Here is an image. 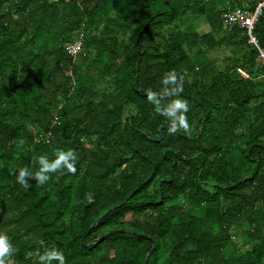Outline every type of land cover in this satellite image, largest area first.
Listing matches in <instances>:
<instances>
[{
	"label": "trees",
	"instance_id": "16d2710c",
	"mask_svg": "<svg viewBox=\"0 0 264 264\" xmlns=\"http://www.w3.org/2000/svg\"><path fill=\"white\" fill-rule=\"evenodd\" d=\"M222 1L255 8L0 0V233L14 264H49L37 253L53 248L65 264H264V60L223 27ZM255 34L264 51V13ZM177 99L190 131L170 134L156 102ZM57 150L75 152V174L17 182Z\"/></svg>",
	"mask_w": 264,
	"mask_h": 264
},
{
	"label": "clouds",
	"instance_id": "9594fccd",
	"mask_svg": "<svg viewBox=\"0 0 264 264\" xmlns=\"http://www.w3.org/2000/svg\"><path fill=\"white\" fill-rule=\"evenodd\" d=\"M175 76H169L167 81L170 84H175ZM182 91V87H173L171 89L172 94H178ZM152 94L149 90V99L151 100ZM158 113L165 115L170 120L169 133L174 134L179 130L185 132L190 131V125L187 120L185 113L188 112V106L185 101L177 99L173 100L167 107L161 108L159 103L156 102V109ZM56 158L53 161H49L46 155H41L38 157L39 170L34 174L31 173L27 167L18 169V174L16 175L17 182L22 185H27L29 179H35L39 185H44L50 179L51 173L60 172L63 173V169H67L68 173L75 174L76 167L75 162L77 156L73 150H57ZM87 200L89 203L94 202L91 193L87 194ZM43 243V242H41ZM15 252V249L8 240L5 234L0 233V264H14L11 260V256ZM31 255V254H29ZM38 258L43 261L47 260L49 264L53 259L59 261V264H65V257L63 253L55 248L50 251H45L43 254L37 253Z\"/></svg>",
	"mask_w": 264,
	"mask_h": 264
},
{
	"label": "built area",
	"instance_id": "2783aa9c",
	"mask_svg": "<svg viewBox=\"0 0 264 264\" xmlns=\"http://www.w3.org/2000/svg\"><path fill=\"white\" fill-rule=\"evenodd\" d=\"M249 1L255 3L253 11L243 7L226 9L222 14V24L227 30H233L236 26L244 29L249 37V43L258 48L260 51V57L264 60V51L259 48L258 38L255 34L256 26L264 13V0ZM84 40L85 34L81 31L76 42L67 47L69 55L74 59H77L83 53Z\"/></svg>",
	"mask_w": 264,
	"mask_h": 264
},
{
	"label": "water",
	"instance_id": "95a60500",
	"mask_svg": "<svg viewBox=\"0 0 264 264\" xmlns=\"http://www.w3.org/2000/svg\"><path fill=\"white\" fill-rule=\"evenodd\" d=\"M139 40H140V45H141V48L143 47V44H142V33L140 34V38H139ZM137 85H138V82H137ZM162 129H164V128H161V130L160 131H162ZM163 139V137L162 136H160V139H159V141H161ZM120 207V206H119ZM102 219H103V217L102 218H100L88 231H87V233L84 235V237H83V239H82V243H83V245L85 246V247H87V248H91L94 244H85V238L87 237V235L91 232V230L93 229V228H95L101 221H102ZM116 231H111V232H109V233H107L106 235H104L102 238H101V240H104V239H106L107 237H109V236H111V235H113L114 233H115ZM117 232H124L123 230H120V231H117ZM142 237H145V238H149V236H146V235H141ZM100 240V241H101ZM148 260H149V256L147 257V259H146V261H145V264H148Z\"/></svg>",
	"mask_w": 264,
	"mask_h": 264
},
{
	"label": "rangeland",
	"instance_id": "374dc122",
	"mask_svg": "<svg viewBox=\"0 0 264 264\" xmlns=\"http://www.w3.org/2000/svg\"><path fill=\"white\" fill-rule=\"evenodd\" d=\"M220 5H221V7H222L223 10L229 9V8H227L228 6H226V4H224V1L220 2ZM234 7H237V5L234 4ZM203 29L206 30V31L208 30L207 27H203Z\"/></svg>",
	"mask_w": 264,
	"mask_h": 264
},
{
	"label": "crops",
	"instance_id": "0c3cea01",
	"mask_svg": "<svg viewBox=\"0 0 264 264\" xmlns=\"http://www.w3.org/2000/svg\"><path fill=\"white\" fill-rule=\"evenodd\" d=\"M245 3H246V2L244 1V5H245ZM237 8H238V7H237ZM243 8H244V7H243Z\"/></svg>",
	"mask_w": 264,
	"mask_h": 264
}]
</instances>
